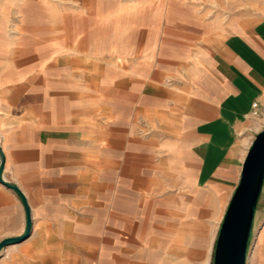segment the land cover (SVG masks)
<instances>
[{"label": "crops", "instance_id": "1", "mask_svg": "<svg viewBox=\"0 0 264 264\" xmlns=\"http://www.w3.org/2000/svg\"><path fill=\"white\" fill-rule=\"evenodd\" d=\"M66 1L0 0L1 179L31 222L0 264H209L264 119V0ZM24 229L0 184V241Z\"/></svg>", "mask_w": 264, "mask_h": 264}, {"label": "water", "instance_id": "2", "mask_svg": "<svg viewBox=\"0 0 264 264\" xmlns=\"http://www.w3.org/2000/svg\"><path fill=\"white\" fill-rule=\"evenodd\" d=\"M4 158L0 149V184L13 191L25 212L22 235L0 241V251L19 244L30 235L28 207L18 189L1 179ZM264 183V125L254 136L241 165L237 187L223 216L213 252V264H246L254 213Z\"/></svg>", "mask_w": 264, "mask_h": 264}, {"label": "rangeland", "instance_id": "3", "mask_svg": "<svg viewBox=\"0 0 264 264\" xmlns=\"http://www.w3.org/2000/svg\"><path fill=\"white\" fill-rule=\"evenodd\" d=\"M52 0H46V2ZM55 3L59 4L60 9H67L69 3L66 0H54ZM264 125V119L252 118L251 120V134L246 143V149L250 147V144L254 138V136L262 129ZM226 209L222 208L220 211V216L215 214V217L211 218L207 221L205 226V238L204 245L206 256L209 255L211 258L210 263L212 264V253L214 248V242L217 239L218 231L225 214ZM260 212V211H259ZM264 221V217L258 214L256 217V221L252 228L251 237L248 246V255H247V263L246 264H264V229L262 228V223ZM12 249L11 247H7L0 251V259L5 255V251Z\"/></svg>", "mask_w": 264, "mask_h": 264}, {"label": "built area", "instance_id": "4", "mask_svg": "<svg viewBox=\"0 0 264 264\" xmlns=\"http://www.w3.org/2000/svg\"><path fill=\"white\" fill-rule=\"evenodd\" d=\"M251 108H252L251 116L253 118H257L258 117L257 104L253 103Z\"/></svg>", "mask_w": 264, "mask_h": 264}]
</instances>
